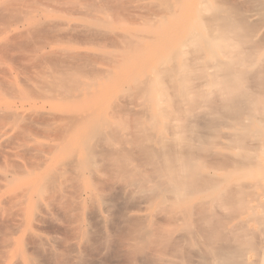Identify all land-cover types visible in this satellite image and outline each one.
<instances>
[{"label":"bare ground","instance_id":"obj_1","mask_svg":"<svg viewBox=\"0 0 264 264\" xmlns=\"http://www.w3.org/2000/svg\"><path fill=\"white\" fill-rule=\"evenodd\" d=\"M159 1L161 7L158 5L160 10L155 17L164 18L163 21L169 16L177 17L190 2ZM243 1L245 10L242 1L241 7L234 0L194 1L201 30L192 28L186 38L170 49L169 56L161 62L163 66L160 63L157 72L153 70L154 77H134L130 86L133 90L126 88L142 99L140 105L132 106L131 100L120 104L115 99L116 105L107 112L96 97L99 88L105 85L103 82H114V70L125 57H120L119 62L115 58L113 64L103 65L100 61L74 54L73 58L83 63L81 66L70 69L55 64L50 75L36 84L37 88L31 91L34 95L50 90L55 100L66 105L78 103L81 109L60 117L42 115L33 119V122L45 126L43 135L47 143L36 147L41 162L31 170L24 168L22 175L32 177L53 159L57 158V161L42 179L34 182L37 189L31 188L22 194L21 204L31 207L30 215L38 221V227L25 232L29 234L26 250L30 248L34 252H28L21 264H42L45 253H49L51 264H94L84 258V251H98L100 246L111 253L109 258L124 259V264L250 263L245 261V255L249 253L245 251L252 245L246 239L259 237L253 233L255 230L251 224L260 226L264 234V72H259L264 69L260 66L259 69L254 67L255 71L250 69L256 60L254 52H259L260 42L264 41L260 40L261 35L256 39L259 27L264 25V0ZM8 3L9 0H5L0 6V22L10 29L14 24H22L28 13L22 10L10 13L5 10L10 7ZM102 7L91 4L88 7L90 12L80 9L87 14L100 13L106 8ZM256 9L260 11V23L263 19L260 26L258 14L254 12ZM19 32L16 35L14 32L8 39L6 37L9 43L2 49L4 54L11 45H16V40L21 37L17 36ZM125 37H117L116 41L117 45H125L129 53L142 50L140 48L147 40L142 36L134 42L135 39ZM149 37L153 39L151 35ZM20 44L25 46V43ZM258 44V49L253 48ZM186 48H189L188 53ZM215 49L221 51V57L228 59H218ZM186 53L191 57L180 61ZM205 53L209 54L210 60L206 58V61L210 63L204 68L198 63L202 60L204 64ZM38 56V53L33 55L35 60ZM199 69L196 84L192 72ZM210 69L214 71L209 72ZM199 81L202 82L198 84ZM205 86L206 90L210 88L209 92L200 89ZM214 93L220 96L217 112H214L215 104L212 103L214 97L211 99ZM201 107L202 112L210 107L212 116L207 118L210 120L203 121L204 113L202 120ZM21 119L23 117L17 113L6 111L0 114V127H15V131L23 136L26 132L34 133L19 124ZM258 124L261 128L253 130ZM225 128L229 130L225 136L231 143L228 146L245 151L237 154L239 159L236 161H225V165H233L228 168L235 171L246 168L252 179L256 177L254 182L247 184L246 196L243 190L244 193L240 191L246 188L245 182L242 187L239 182V186L235 183L237 188L235 185L229 187L223 179L229 172L227 167L216 165L224 168L222 174L220 171L215 173L213 167L220 154L217 152L215 157L213 147H221V142L217 143L218 146L215 142L223 137ZM222 163L224 161L220 163L224 165ZM258 172L261 175L257 177ZM234 190L239 197L233 195ZM136 197L141 202L137 209L128 211L123 207L125 199ZM228 204H232L230 208L233 210L238 205L236 208L241 211L235 224L217 220L214 215V207L222 208ZM233 210L230 212L237 216L239 212ZM60 213L62 216H58ZM64 219L67 224L58 225ZM61 229L72 233V246L59 247L58 242H47L49 231ZM255 239L253 246L258 247ZM260 242L261 249L256 247V250L262 253L259 256L264 264V239ZM73 255L76 256L69 258Z\"/></svg>","mask_w":264,"mask_h":264},{"label":"rangeland","instance_id":"obj_2","mask_svg":"<svg viewBox=\"0 0 264 264\" xmlns=\"http://www.w3.org/2000/svg\"><path fill=\"white\" fill-rule=\"evenodd\" d=\"M3 1L5 0H0V6ZM105 1H108V4ZM109 1L111 3H109ZM194 1L195 0H190V2H188L186 5L185 10H181L177 17L169 16L168 18H165L164 21L166 22H164L162 20L164 18L158 19L155 17L156 15H158L157 13H159L161 7L159 5L160 3L158 4V2H160L159 0H9L8 5H10V7L7 6L5 10L8 9L10 13L14 10H22L23 12H26L28 14H26L27 16L22 19V24H14L12 27H10V29L5 28V24H3V22H0V114H4L6 111L11 113H17L18 115L23 117V119L19 120V124L24 126L27 131L33 130L34 133L30 134L26 132L23 136L18 131H15V127L8 125L4 126L3 128L0 127V264H21V261L25 258L28 252L31 254L34 252L30 251V248H27L28 251L26 250L25 243L26 239L29 237V234H25V232L31 228L38 227V221H35L31 217V207L26 203L24 205L21 204L22 194L28 189H37V184H34V182L38 181L39 179H42L46 175L47 171L57 161V158L53 159L51 162L48 163L44 170H42L38 174H33L32 177L22 175V171L24 170V168L31 170V168L37 166L41 162L42 159L38 157L36 153V147L47 143L43 135V130L45 126L41 122H33V119L36 120L39 116L42 115H53L56 117H60L69 112L81 109V106L78 103L66 105L55 100V95L50 90H46L40 95H34L31 91H34L35 88H37L36 84L41 82L42 79H44L48 75H50L51 70L55 68V64L64 67H70V69L81 66V64L83 63L80 62L78 59H74V54L82 55L85 58L93 59L97 62L100 61L103 65L113 64L117 61V59L119 62L121 60L120 57H125V59H122L124 61H120L118 67L114 70V82H103L105 85L101 86V89L99 88L100 91L96 97L99 102V105L104 109V111L107 112L111 110V107H114V105H116L114 101L115 99L117 102H121L120 104L126 102L129 103L131 100L132 106H137L138 103L140 105L142 99L138 96L133 95V93L131 92L133 90H131L130 88L132 84L131 79L137 76V78L140 79L147 78L149 75V77H154V73L157 72V66H160V63H163L162 60L169 56V50L176 47L179 42L186 38L189 32L193 30L192 28L199 31L201 30L200 24L198 23L197 19L198 13L196 12L194 7ZM210 1L214 2L215 0ZM236 1L239 2L240 7L241 3L244 2L242 8H244L245 10V1ZM236 1L234 0L235 3ZM112 3L116 4V6ZM91 4H99V6L101 5V7H106V10L103 9L106 13H104V11L100 13L96 11L88 13V16V14L83 11L85 13L84 14L81 10L84 9L87 12H90L88 7ZM255 4H253V6H255ZM81 5L84 6L86 9L84 7L82 8ZM257 5L260 6L258 3ZM79 6H81L80 8L82 9H80ZM110 7L115 9V11ZM258 9H261V6ZM258 9L254 11L258 14L257 18L261 17V15H259L260 11H257ZM244 10L243 12L245 13ZM90 14H93L94 16H90ZM35 15L37 16V18ZM36 21L39 22L38 25V22ZM31 23L33 24L31 25ZM261 23L259 24V26L261 25ZM25 26L28 29H25ZM262 26L263 27H259L260 32L256 39H260V37V40L264 39V25ZM21 27H23L24 29ZM8 30H10L11 32H8ZM17 31H20L19 35L17 36L21 37L16 40V45H11L9 47L8 53L4 54L2 49L5 47V45L9 43L6 41V37L7 39L10 35L13 37L14 32L15 35L18 34L16 33ZM84 31L87 32L84 33ZM134 34L136 35L134 36ZM150 35L152 36L154 41L153 39H151V37H149ZM124 36H126L125 39H135L134 42L142 36L144 37H142V39L147 40L143 44V47L140 48L142 50H133V53H129L124 48V43L126 42V40H124L125 42H123L124 46H120L122 44L121 40H119L121 44L117 45L118 40L116 41V38L119 37L120 39ZM154 36L156 38H154ZM114 37L115 39H113ZM149 39L151 40L149 41ZM20 43H25V46L21 45ZM260 43L261 45L258 44L257 46L253 47L255 49H258L260 46H262L260 47L259 52H257L258 50H255L256 52H254V55H256L254 59L256 60L255 64L250 68L254 71L256 70V68H254L256 66L258 67V69L259 66L260 68L263 67L264 69V63L261 62L262 60H264V41H261ZM188 51L189 48H186L187 53ZM214 52L215 56L218 59L220 58L222 61H226L228 59L226 57V59H224V57H221L222 54L220 50L215 49ZM35 53L39 54L36 60L33 57ZM127 53H129L128 56L130 58L127 55V57L124 56ZM185 55L181 58L180 61H183L182 59L188 60L191 57L190 53L186 56ZM204 57V64L201 62V60L199 61L198 66L203 65L205 68L206 65L210 63V56L209 54L205 53ZM206 58L209 59L208 62L206 61ZM114 59L116 61H114ZM162 63L161 67L163 66ZM159 66L158 68H160ZM153 70H155L154 73ZM199 71H201V69H199L198 71H193L192 74H195L194 76H196V74H199ZM211 71H214V69H210L209 72ZM260 71L264 72L263 70H259V72ZM130 74H132L131 77ZM199 77L200 75H197L194 78L195 83L197 82V80H199ZM263 80L264 79H262V81ZM201 82L202 81H199L198 84H200ZM126 88H130L131 91H127ZM205 88L206 86L200 89L209 92L210 88L207 87V90ZM121 91H124V93L122 92V94L124 95L128 92H131L132 94H126L125 97L123 96L125 98L124 99L122 97ZM210 92L213 93L212 90H210ZM118 94H121V97H119ZM127 96L129 97V99L126 98ZM133 96H135V98ZM116 97L119 99V101ZM58 99L60 100L61 98L59 97ZM211 99L212 103L214 102L213 105L215 104L214 112L219 111L220 96L218 97V94L214 93L211 95ZM207 106L208 105H206V107ZM202 109L203 107H201V112L199 110L200 113L205 114L204 120V114H200L202 115V120L204 122L206 120H210L207 119L208 116L210 118L212 116V110H210V107L209 109H205L204 112H202L204 110ZM208 110H210V112L207 115ZM260 128V124H258L253 130L257 131ZM223 131L226 134L229 130L225 128L223 129ZM224 133L223 137L220 140L217 139L219 142L216 141L215 144L216 146H218L221 142L222 145L225 144L226 146L220 145L221 147H213V151L216 152V154L214 155L215 157L218 153L221 154V156L220 154H218L216 160L214 157L215 165L213 166L216 170L215 173L221 172L220 174L223 173V170L221 169L224 168L216 167V165L226 166L225 161H229V163L230 161H236L237 159H239V156H237L238 153V155L245 153L244 150H242L243 153L240 152V149L238 150L237 147L235 148L233 146H228L229 144L231 145V143H229V140L227 141V139H225V136H227V134L224 135ZM223 147L224 149H219ZM225 148H227L228 150H225ZM219 158L223 159L221 160ZM220 160L224 161V163H222L224 165L220 164ZM216 161L218 164H216ZM228 166L229 165L226 166L228 169H226V171L229 172L227 175L223 176V179L225 180V185H228L229 187L230 185H232V188L235 185L234 187L237 188L236 184L238 182L241 183V187L244 186V184L246 183L245 189H240V187L238 188V190L240 189V191L243 190L246 193V196L249 191L247 189V184H251L252 182H254V180H256V177H253L252 179L251 176H249L250 174L246 168H240V170L235 171L234 169L228 168ZM232 166L233 165H230L229 167ZM218 168L220 169L217 170ZM260 175L261 174L259 172L256 174L257 177ZM239 183L238 186L240 185ZM243 191L242 193H244ZM255 191L257 192L258 190ZM233 192L234 194H232L235 196V190ZM262 200H264V197L262 198ZM140 203V198L136 197V199L133 200L125 199L122 202V205L125 209L130 211L133 209H137ZM237 204L240 205L238 201ZM228 205L229 206L223 205L222 208L214 207V215L216 216L217 220L225 222L230 221L232 224H235L238 222V218L241 215V205V211H238L239 209L236 208L238 205L234 207L236 210L238 209L237 211L239 213L237 216H235V214L233 215L232 212H230L231 210H233L230 208L232 204L231 206L230 204ZM235 209L233 210V212L235 211ZM258 211L261 212L260 209ZM58 216H62V214L60 213L58 214ZM64 224H67V221L65 219L62 220L58 225ZM251 225L252 230H255L253 233H255V235L257 236L259 235L258 238L262 242L264 239V234H262V231L260 230L262 228L254 223H252ZM49 232L50 233L47 234L50 235L46 236L47 242L50 240L51 244H53L54 242H58L59 247L72 246L73 235L69 231H64L61 229L58 232ZM260 233L263 237L260 236ZM253 236L254 235H252V237ZM258 238L254 237L251 240V238L247 237L246 239V241L250 240L249 243H251L252 245L251 248L249 247V249H246L245 251L247 253L249 252V255L247 253V255H245V257L247 258V260L245 258V261H248V263L250 261L249 264H263L259 256L260 254L262 255V253L258 252L259 249L256 250L257 246H253L255 245V241L253 239H255L256 245H259L258 247L261 249V244H258L260 242H258ZM103 248L104 247L100 246L98 248V251L85 250V255L83 256L85 259L89 260L94 264H124V259L117 260L116 258H109V256H112L111 253L108 250H104ZM48 256L49 253H45L42 258V264L52 263L51 258ZM75 256L76 255H73L69 258H74ZM254 257L257 258L255 259Z\"/></svg>","mask_w":264,"mask_h":264}]
</instances>
